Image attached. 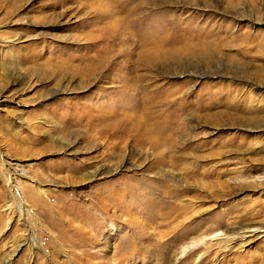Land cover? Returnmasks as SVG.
<instances>
[{"label":"rangeland","instance_id":"obj_1","mask_svg":"<svg viewBox=\"0 0 264 264\" xmlns=\"http://www.w3.org/2000/svg\"><path fill=\"white\" fill-rule=\"evenodd\" d=\"M243 76L264 0H0V264H172L199 235L178 264H264V230L238 239L264 225Z\"/></svg>","mask_w":264,"mask_h":264},{"label":"bare ground","instance_id":"obj_2","mask_svg":"<svg viewBox=\"0 0 264 264\" xmlns=\"http://www.w3.org/2000/svg\"><path fill=\"white\" fill-rule=\"evenodd\" d=\"M87 70V69H86ZM237 75L239 74H242L243 73V70L241 69H238L236 70ZM89 76V74H88ZM244 77V76H243ZM259 77H262V76H259ZM246 78V77H244ZM258 77L257 76H254V77H248L246 78L245 80L247 82H249L251 85H256L257 87H260L261 88V91L262 93L264 94V84H262L263 82L262 81H259V79H257ZM82 83H86V80H83ZM236 93V92H235ZM233 97V96H232ZM242 97H244V95H242ZM228 99V96L226 97ZM235 98V97H234ZM229 101V100H228ZM231 101V100H230ZM229 101V102H230ZM236 101V100H235ZM239 101V100H237ZM236 101V102H237ZM229 104V103H228ZM233 108V106H232ZM230 110V108H228ZM229 110L227 111H223V112H220V114H222V117L224 120L226 121H229L230 124H236L238 123L240 120H243L241 116H238L236 115L235 113H231L229 112ZM219 115V114H218ZM216 114H213L211 115V117H213L212 119V122L213 124L215 125L217 122V116ZM253 118H249V121H251ZM219 121V120H218ZM248 121V120H247ZM149 126V125H148ZM261 127V126H260ZM152 131V130H151ZM156 134L159 135V132H155ZM155 136V135H154ZM157 140V139H156ZM159 140V139H158ZM166 140V139H165ZM169 139H167V142H168ZM66 146L68 147H71V143H67ZM70 149V148H69ZM6 163V162H5ZM10 164V163H9ZM8 164V166H9ZM10 167V166H9ZM9 170V168L7 167V171ZM96 175V174H95ZM263 178V177H262ZM12 186V185H11ZM30 188V187H29ZM12 190H13V194L16 195L17 192L15 190V188H13L12 186ZM29 192L33 194H36V195H33L34 197H31L33 199H39L41 198L42 199V195H44V190L43 189H39V188H36L34 189V191L31 189H29ZM36 192V193H35ZM45 196V195H44ZM17 197V196H16ZM20 210L23 211L24 210V207L23 206H20ZM238 228V227H237ZM241 229V232H242V236H236L238 237V239L240 240L239 244L240 246L242 245H245L247 242L250 241V238H253L254 236H256L258 233H260L261 231L264 230V225H259V224H248V225H244V226H240ZM240 231V230H238ZM237 235V234H236ZM235 237V238H236ZM215 236H212L210 239H214ZM226 238H228V236H226ZM231 238V236H230ZM207 238L203 235H199V236H196V237H193L189 242H187L185 245L181 246L180 248L177 249V251L175 252V255H174V259H173V263L172 264H178L180 259H182L187 252L191 251L194 247L198 246L199 244H201L202 242H204ZM218 239V238H217ZM234 240V239H233ZM225 242H227L225 240ZM233 243V242H232ZM226 244V243H224Z\"/></svg>","mask_w":264,"mask_h":264}]
</instances>
